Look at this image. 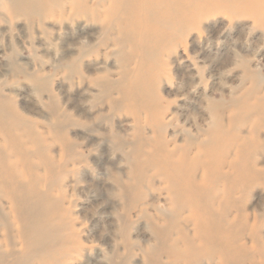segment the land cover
Masks as SVG:
<instances>
[{
  "label": "rangeland",
  "instance_id": "rangeland-1",
  "mask_svg": "<svg viewBox=\"0 0 264 264\" xmlns=\"http://www.w3.org/2000/svg\"><path fill=\"white\" fill-rule=\"evenodd\" d=\"M224 3L203 0L193 25L160 49L132 41L156 27L148 10L128 14L131 23L119 29L100 6L96 19L59 7L38 20L0 10V101L19 122L0 120V152L15 162L23 205L34 194L51 208L45 229L53 241L36 245L27 264H186L155 233L172 218L162 178L170 171L160 161L184 151L197 159L209 139L224 144L212 154L224 157L220 172L240 188H216L237 221L229 251L239 264H264V0ZM217 126L223 132L213 137ZM202 171L198 165L195 178ZM1 205L8 207L4 195ZM194 229L185 226L192 236ZM208 257L195 260L221 264Z\"/></svg>",
  "mask_w": 264,
  "mask_h": 264
},
{
  "label": "bare ground",
  "instance_id": "bare-ground-1",
  "mask_svg": "<svg viewBox=\"0 0 264 264\" xmlns=\"http://www.w3.org/2000/svg\"><path fill=\"white\" fill-rule=\"evenodd\" d=\"M224 2L223 5L226 7L239 8L241 6L240 0H224ZM202 3L203 0H9L0 3V10L10 16L17 15L38 20L44 19L53 7H59L65 10L69 9V11L74 10L81 16L90 15L91 18L96 19L99 16L97 7L100 6L103 9L104 21H107L109 25L115 24L118 29L124 24L128 25V21L131 23L132 19L128 14L132 12L146 14L145 10H148V15H151L150 25L152 27L156 25V27L154 29L148 27L142 33L138 32L132 41L134 39L136 42L142 39L148 40L149 44L160 49L165 44L175 41L174 34L184 32L193 25V10ZM157 13L162 15L155 23L153 15ZM123 37L130 42L126 33L123 34ZM134 45V50L139 53L142 63L149 62L147 49L137 43ZM140 82V78L139 81L133 80L134 90L139 89L138 86L141 84L137 83ZM127 88L129 85L126 84ZM3 102L5 101H0V120L2 121L9 119L11 115ZM8 121L16 126L19 125V122L13 119ZM214 129L213 137L216 136V133L223 132L218 126ZM30 133L27 129L26 135ZM32 140L34 141V138ZM214 148L224 151V144L218 139H209L204 146L200 147L207 152L204 155L197 153V159L189 160L184 151L177 159L169 156V158L166 157L160 161V164L166 165L170 171L162 178L169 185L172 218L165 221V226L161 230L155 229V233L161 237V246L170 242V248L167 245L164 246L166 253L179 258L178 261H184L186 264H198L195 259L203 255L207 257L210 255L208 261L217 259L221 261V264H239L241 262V258L229 251L227 246L228 244L231 246L237 244L236 217L228 219L229 211L227 212V205H224L227 200L223 199L218 193L219 190L216 189L217 186H227V184L231 186V192L239 191L240 188L235 179L230 182L229 175L220 172L226 163L223 156L221 159H216L213 156L211 150ZM199 156L206 158L202 164L199 163ZM198 165L203 170L199 179L195 178ZM227 165L235 175L240 173L237 168L239 164ZM0 166L3 168V170L0 169V226L3 232L0 248L3 247L5 250V252L0 251V264H27L29 260L27 257L36 245L42 246L43 243L47 244L53 241V234L51 235L50 231L45 229L47 225H50L48 214L51 208L45 199H37L34 194L27 195L28 203L23 205L25 201L22 195L23 191L22 194L18 193V190L23 189V186L18 184L21 180L18 178L20 175L16 170L15 162L0 152ZM20 171L24 177V172L21 169ZM236 178H239V175ZM24 183L26 185L30 181ZM3 195L8 200L6 209L1 205ZM23 198L24 200H22ZM231 203L230 200L229 204ZM183 209H187L190 215L181 219L179 212ZM189 222L195 228L193 236L185 230V226ZM178 245L182 247V252L178 250ZM261 249L264 252V246ZM176 252H180L181 258Z\"/></svg>",
  "mask_w": 264,
  "mask_h": 264
}]
</instances>
